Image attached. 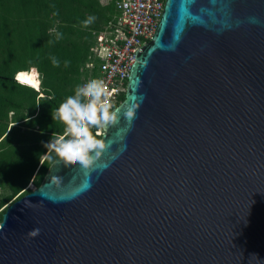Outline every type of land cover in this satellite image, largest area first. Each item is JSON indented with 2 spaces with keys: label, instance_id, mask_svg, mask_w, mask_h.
Instances as JSON below:
<instances>
[{
  "label": "water",
  "instance_id": "95a60500",
  "mask_svg": "<svg viewBox=\"0 0 264 264\" xmlns=\"http://www.w3.org/2000/svg\"><path fill=\"white\" fill-rule=\"evenodd\" d=\"M116 109L5 207L0 264H264V0H165Z\"/></svg>",
  "mask_w": 264,
  "mask_h": 264
},
{
  "label": "trees",
  "instance_id": "16d2710c",
  "mask_svg": "<svg viewBox=\"0 0 264 264\" xmlns=\"http://www.w3.org/2000/svg\"><path fill=\"white\" fill-rule=\"evenodd\" d=\"M8 2H11L10 7L7 6ZM73 2L82 4L86 8L87 13H101L100 5L96 0H0V11L2 12V15H0V48L5 46L8 50L14 51L18 58L26 59V56H29L31 64L27 61L26 68L18 71L35 67L38 74L37 79L40 81L39 93L27 87L24 88L30 93L27 92L29 94L26 96L21 95L18 90L0 93V146L5 142L8 143L5 148H0V171L4 175V181H1L0 185L1 183H7V180L11 179V196L25 188V179L22 178L25 177V173L30 172L32 174L35 172L36 177H41L38 182L40 185L49 165L53 161L58 160L54 154V159L51 163H48L49 159L45 157L41 160L42 156L46 154V148L42 149L37 145H33L31 148L25 147L20 154V160L16 162L19 163L17 165L18 171L13 173L9 167L11 163H15L11 161V158H13L12 155L15 151L13 142L16 138L14 136L18 131L14 127L13 122L23 121L21 124L25 127H30L34 122L43 119L54 123L55 121L51 115L53 109L58 108L60 103L68 96L74 95L75 88L81 85L85 76L82 68L87 62V55L93 42L87 45L90 34L88 35L84 30L78 28V26H82V21L85 20V17L84 15L80 16L79 8H75ZM52 5L55 6V11L59 8V14L55 15L56 21L60 20V24L56 29L58 32L63 33V39L59 41L55 40V33L51 35V38L47 36L46 31L51 26L46 28L45 23L40 21L41 16L39 13L51 10L54 8ZM40 8H42L41 11H39ZM102 9L107 11L108 14L107 16L102 15L103 23L95 29V34L113 14L112 6H104ZM48 40H53L54 43L48 44ZM52 56L61 60L60 67L52 66L50 61ZM66 59L71 61L70 66L67 68L63 65V61ZM80 64H82L81 68ZM0 87H11L12 89L15 87L19 90L22 88L12 77H8L1 70ZM49 89H51V93L55 94L54 100L48 99V96L51 95ZM37 95L43 97L39 106H37ZM123 99L124 95L120 99L121 102ZM7 109H11V111L25 109L27 115L24 118L13 121L8 127L6 123ZM50 125H52L51 131H61L58 126L52 123ZM11 127L13 128L10 131ZM51 131H48V133H51ZM40 161L41 163H39ZM7 200L0 199V208L7 203ZM1 217L2 213H0V220Z\"/></svg>",
  "mask_w": 264,
  "mask_h": 264
},
{
  "label": "clouds",
  "instance_id": "9594fccd",
  "mask_svg": "<svg viewBox=\"0 0 264 264\" xmlns=\"http://www.w3.org/2000/svg\"><path fill=\"white\" fill-rule=\"evenodd\" d=\"M52 7L55 6L52 5ZM58 14V11L53 12V15ZM95 19L94 16H89L82 21V26L87 28ZM52 33L56 34V41L63 39V33L58 32L55 27L49 29V35ZM47 43L53 44L54 41L48 40ZM50 61L53 67L58 68L61 65V60L55 56L50 57ZM70 64V60L63 61L65 68ZM37 75V69L31 67L29 70L16 72L14 80L21 87L32 88L39 92L40 81ZM49 92L51 93V89ZM41 99H43L42 96L37 97V106L41 104ZM48 99L54 100L55 94L51 93ZM119 111V109L112 110L109 91L102 79H92L82 86L78 85L74 90V95L68 96L51 113L52 119L59 121L64 126V130L62 134H53L49 142H42L47 149L44 154L45 158L51 160L54 154L65 168L77 165L85 170L93 168L95 161L110 148L106 138H101V133H107L109 128H114L120 123ZM124 118L131 123L135 119L134 110L126 111ZM93 129L96 130L95 134ZM60 179V177H52L53 182H59ZM39 234V228L29 233L30 236Z\"/></svg>",
  "mask_w": 264,
  "mask_h": 264
},
{
  "label": "built area",
  "instance_id": "2783aa9c",
  "mask_svg": "<svg viewBox=\"0 0 264 264\" xmlns=\"http://www.w3.org/2000/svg\"><path fill=\"white\" fill-rule=\"evenodd\" d=\"M165 0H100L112 6L111 18L95 34L89 49L85 74L80 86L92 79H102L109 91L112 110L125 94L135 52L153 36ZM95 129L93 133L95 134Z\"/></svg>",
  "mask_w": 264,
  "mask_h": 264
},
{
  "label": "rangeland",
  "instance_id": "374dc122",
  "mask_svg": "<svg viewBox=\"0 0 264 264\" xmlns=\"http://www.w3.org/2000/svg\"><path fill=\"white\" fill-rule=\"evenodd\" d=\"M43 1V0H42ZM85 1V0H84ZM98 2V4L100 5L99 8H101V15L98 13H94V14H90L87 13L86 8H84V6H82V4H79L78 2H73V6L75 8H79V14L84 15L85 20L89 17V16H94L96 19L95 21L88 26L87 28L82 27V26H78L79 29L84 30V32L86 34H90L89 36V40L87 45L92 44V42L95 39V32L97 29V27H99L102 23H103V19H102V15L103 16H107V11L103 10L102 7L104 8V6L100 3V0H96ZM83 3V2H81ZM11 2L7 3V6L10 7ZM59 8H57L58 11ZM42 8H40L39 11H41ZM55 11V7L52 8L51 10L48 11H41L39 14L41 16L40 21L44 22L45 25L47 26L46 28H48L49 26H51L50 28H57V26L60 24V20L56 21V16L53 15V12ZM0 15H2V12L0 11ZM46 31V34L49 38H51V35H53L54 33H52L51 35H49V29ZM91 46V45H90ZM89 56V53L87 55V58ZM27 61H29V56H26V59L23 58H18L16 56V54L14 53V51H10L8 50L5 46L0 48V70L4 71V73L8 76V77H12L14 80V75L15 73L22 69V68H26L27 66ZM82 64H80V68H81ZM15 81V80H14ZM14 90H18L20 92L21 95H28L30 93V91H27L24 87L17 89V88H11V87H0V93L1 92H14ZM29 92V93H27ZM36 93H39L36 91ZM15 95V93H14ZM40 95H37V97ZM36 97V98H37ZM7 120L6 123L9 127V124L12 123L13 121H16L18 119L24 118L27 113L25 111V109L23 110H17V111H11V109H7ZM30 119V118H29ZM23 121L21 122H13L14 127L16 128V130L18 129V131L16 132L14 138H16L13 142V148L15 149L12 157L11 161L15 162V163H11L9 169L13 172L16 173L18 171V167L17 165L19 163H16L20 160L21 158V153L22 150L25 149V147H33V145H37L42 149H45V147L43 146L42 142L47 143L51 140L53 134H62L63 130H64V126L59 122V121H55L53 123V121H46V119L43 120H39L34 122L30 127H25L23 124H21ZM50 123L58 126V129L61 130L60 132L58 131H54V130H50L51 126ZM48 131H51V133H48ZM34 141L35 144H34ZM17 145V147H16ZM19 145V146H18ZM5 146H8V143H4L2 146H0V148H5ZM18 150V151H17ZM47 152V151H46ZM45 156H42V159ZM54 158H52L51 160L49 159L48 163H51L53 161ZM41 162V161H40ZM39 162V163H40ZM11 172V173H12ZM3 172L0 171V182L4 181L3 177L4 175H2ZM25 177H22L25 179V188L21 189L19 192H17L16 194H14L13 196H11L12 192L10 191V184H11V179L7 180V183H1L0 185V199H8L7 203L2 206L0 208V213L4 212L5 207H7L8 205H10L11 203H13L14 201L20 199L23 195L31 192L32 190H34L35 188L38 187V182L41 179V177H36L35 172H33L32 174H30V172L25 173ZM21 176V175H20ZM10 178V177H9Z\"/></svg>",
  "mask_w": 264,
  "mask_h": 264
},
{
  "label": "bare ground",
  "instance_id": "6f19581e",
  "mask_svg": "<svg viewBox=\"0 0 264 264\" xmlns=\"http://www.w3.org/2000/svg\"><path fill=\"white\" fill-rule=\"evenodd\" d=\"M40 87V86H39ZM1 225V224H0Z\"/></svg>",
  "mask_w": 264,
  "mask_h": 264
}]
</instances>
